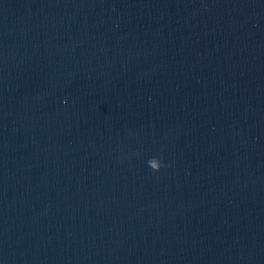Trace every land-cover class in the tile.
Wrapping results in <instances>:
<instances>
[{
	"label": "water",
	"instance_id": "obj_1",
	"mask_svg": "<svg viewBox=\"0 0 264 264\" xmlns=\"http://www.w3.org/2000/svg\"><path fill=\"white\" fill-rule=\"evenodd\" d=\"M0 264H264V0H0Z\"/></svg>",
	"mask_w": 264,
	"mask_h": 264
},
{
	"label": "clouds",
	"instance_id": "obj_2",
	"mask_svg": "<svg viewBox=\"0 0 264 264\" xmlns=\"http://www.w3.org/2000/svg\"><path fill=\"white\" fill-rule=\"evenodd\" d=\"M152 159H153V161H157L158 162V163H155L154 166H153V170L156 171V170H158L161 167V163L158 160V158H156V157H152Z\"/></svg>",
	"mask_w": 264,
	"mask_h": 264
}]
</instances>
